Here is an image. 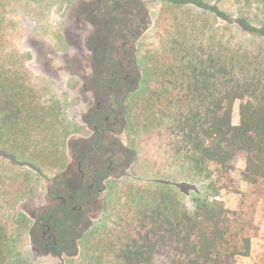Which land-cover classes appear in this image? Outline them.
I'll list each match as a JSON object with an SVG mask.
<instances>
[{
    "label": "trees",
    "instance_id": "1",
    "mask_svg": "<svg viewBox=\"0 0 264 264\" xmlns=\"http://www.w3.org/2000/svg\"><path fill=\"white\" fill-rule=\"evenodd\" d=\"M244 1L248 7H264V0ZM156 4L159 12L163 7H191L192 12L176 18L169 28H156L158 48H139L141 74L126 98L125 132L133 147L134 123L141 111L150 128L175 138L168 145L176 151L166 152L194 177V194L186 192L183 182L163 179L151 182L136 200L134 180H129L130 169L123 164L108 182L103 204L96 205L100 217L79 242L78 264H238V257L250 255L258 228L252 214L227 208L220 195L223 190L240 192L245 183L248 193L264 198V64L249 45L221 49L201 39L205 33L198 25L199 12L229 20L208 0ZM6 23L0 11V182L10 180L14 196L24 200L33 192L36 177L46 179L66 169L69 140L83 128L60 101L37 89L24 65L30 53L7 50L12 41L5 37ZM251 23L248 17L239 21L249 35L260 32ZM261 29L264 32V26ZM237 101L241 104L236 125ZM241 160L245 168L234 183ZM120 194L130 198L134 208L129 209L131 215L120 213L119 223L109 231L103 224L118 207ZM0 199L1 215L16 214L19 219L16 231L0 221V264H32L14 254L11 240L15 235L27 237L30 219L23 211L8 215V197L3 193ZM13 204L16 208L18 203Z\"/></svg>",
    "mask_w": 264,
    "mask_h": 264
},
{
    "label": "rangeland",
    "instance_id": "2",
    "mask_svg": "<svg viewBox=\"0 0 264 264\" xmlns=\"http://www.w3.org/2000/svg\"><path fill=\"white\" fill-rule=\"evenodd\" d=\"M209 2L217 5L219 9L226 12L229 15V20L222 18H216L211 14H202L199 12L198 25L202 27L204 36L200 34L201 39H205V43L216 45L217 48L229 49L230 47H238L243 45H249V48L260 54V61L264 64V32L262 27L264 26V7L260 5H252L248 7L244 0H208ZM52 0H0V11L5 12L6 29L9 35H6L8 41H12L10 47L6 46L8 51L16 50L20 53L29 54L30 58L24 60V65L32 76L35 78V83L47 85L50 87V95L60 100L66 109H68L69 116L89 126L91 121V113L94 111L93 108L89 110L84 107L81 103L80 91L75 86L71 73L68 70L62 68L64 60L63 55H56V66H50L49 60L47 59V51H52V48H59L57 44H49L47 39L49 36L60 33L65 30L63 23L64 9L66 5L63 3H56L50 5ZM3 8H6L3 11ZM192 12L191 7L184 8L183 10L176 7H164L159 12L158 4L153 3L151 5V17L148 22H145L139 29L136 28L134 31L135 49L139 52H146L148 48L156 49L159 47L160 32L166 28H169L171 24L176 21L179 16H184L186 12ZM194 12V11H193ZM147 14V13H146ZM248 17L251 24L254 27H258L260 32H255L251 35L248 34V29L244 26L239 25V21ZM146 18V17H145ZM196 21V22H197ZM72 26H75L73 23ZM161 26V27H160ZM169 26V27H168ZM189 27V24H188ZM158 28L159 31L156 29ZM212 28V29H211ZM65 32V31H64ZM146 32V33H145ZM143 35L140 36V34ZM140 36V37H139ZM212 37L214 41H212ZM139 38V39H138ZM141 38V39H140ZM149 42L144 41L148 40ZM52 42L54 39H51ZM57 42V41H56ZM64 42V41H63ZM64 49H69V41L63 43ZM84 38L82 35L77 36L75 41L72 43L71 50L78 51L83 48ZM146 46V47H145ZM91 44L88 42L87 51L89 56V63L92 68L93 64L90 59L91 55ZM69 50V52H71ZM60 67L61 73L59 76H48V70L55 67ZM140 68L136 65L134 72V87L138 86V80L140 78ZM38 83V86L40 85ZM79 96V99H76ZM75 99V100H74ZM79 101V102H76ZM69 102V103H68ZM240 104L241 101H237L233 109V123L239 124L240 122ZM135 110L138 112V108ZM136 118L134 123V144L131 146L130 136L127 132L123 131L122 124H118L114 127L113 133L110 135L112 140L117 144L114 148L117 151L115 159L123 158L124 164L130 163L131 158L134 156L135 163L130 168L129 180L133 182V198L138 200V195L143 189L153 181L167 179L169 182L179 183L183 182L187 185V193L194 194V177L189 173L185 172L184 168L178 167L176 160L171 161L166 151H176L173 147L168 145L169 142L175 141V138L166 133L163 129H152L148 125L147 118L142 115ZM119 120H122V115ZM89 127H92L91 125ZM85 127V131L82 136H72V143L76 146L80 142L81 137L89 136L91 131ZM74 147L71 153L78 154L77 147ZM176 149V148H175ZM124 151V153L122 152ZM119 161V160H118ZM74 162H70V165ZM245 168V162L241 160L238 164L237 170L234 173V183H237L238 174ZM68 167L62 173L47 176L46 179L36 177L33 181V192L27 199L21 200L14 196V189L10 186V180L4 184L0 182V197L3 195L7 198L9 205L6 207V212L9 215L15 214L16 211H23L30 219L31 226L28 229V235L26 238L11 236V240H15L12 243L14 247V254H21L23 259L31 260L35 264H61L58 257L53 253L47 252L44 249L43 242L41 240V232L37 231V219L40 217H47L53 204L49 195V189L51 186H55L58 191H63L61 182L70 177V173L67 172ZM60 182L59 184H57ZM240 192H232L223 190L220 195V199L224 201L227 208L236 211H243L247 215L252 214L255 226L258 228L257 234L253 236L251 253L247 257H238V264H255L264 263V198H257L253 196L251 192H247L248 186L245 183L240 185ZM114 192V189H113ZM247 194H244L246 193ZM246 195V196H245ZM187 196V195H186ZM144 197V196H143ZM188 197V196H187ZM188 199V198H187ZM2 199H0L1 205ZM128 201V203H126ZM14 203H18L14 208ZM127 205L128 207H125ZM118 207L111 214L109 218L103 224L107 230H112L115 225L119 223L120 213L130 212L132 207V201L128 200L120 194L118 196ZM252 207V209L250 208ZM92 211L87 216L88 219L80 226L78 230L83 233L86 229L93 224L95 219L100 217L99 208L96 206L89 207ZM98 209V210H97ZM251 210H254L251 212ZM2 209H0V221L7 223L13 231H16L18 225L16 224L19 220L17 215L12 217H5V214L1 215ZM109 230V231H110ZM255 233V232H252ZM254 235V234H253ZM81 246L78 244L77 249L70 253L69 256H65L66 261H70L71 264H78L81 260ZM32 263V264H33Z\"/></svg>",
    "mask_w": 264,
    "mask_h": 264
},
{
    "label": "flooded vegetation",
    "instance_id": "3",
    "mask_svg": "<svg viewBox=\"0 0 264 264\" xmlns=\"http://www.w3.org/2000/svg\"><path fill=\"white\" fill-rule=\"evenodd\" d=\"M156 1L158 0H52L50 3L51 6L63 3L66 7L63 15L65 32L53 34L47 39L49 44L59 45V48L51 47L52 51H47L48 63L51 67L56 66V55H63L62 68L70 71L72 79L74 78L73 82L80 91L79 101L84 104L85 110L94 109L89 122L92 127L73 120L67 109L68 116L82 126L83 133L85 127L91 133L81 137L77 146L72 143L73 137L69 140L70 162H74L67 165L70 177L61 182L62 192L54 185L50 187L49 195L53 202L50 212L47 217L37 219L36 227L41 232L44 249L54 255L57 251L63 256H69L77 249L88 230L81 233L78 226L92 213L89 207L103 204L108 182L124 164L122 157L119 161L115 159L117 151L114 146L117 144L110 135L120 123L125 131L127 118L124 108L127 107L126 98L134 91V72L136 65L138 66L134 31L152 19L151 5ZM73 23L75 26H72ZM80 35L84 38V45L81 42L83 48L79 49L78 46V51H72V43ZM60 40L65 43L69 41L68 50L64 49ZM88 42L92 46V68L88 67L91 65ZM59 68H50L48 76H59L63 70ZM38 83H35L38 90L52 96L49 86L41 83L38 86ZM62 105L64 106L63 103ZM121 115L122 120H119ZM83 133L76 135L82 136ZM75 146L78 154L71 153ZM132 166L133 157L127 164V170Z\"/></svg>",
    "mask_w": 264,
    "mask_h": 264
},
{
    "label": "water",
    "instance_id": "4",
    "mask_svg": "<svg viewBox=\"0 0 264 264\" xmlns=\"http://www.w3.org/2000/svg\"><path fill=\"white\" fill-rule=\"evenodd\" d=\"M55 255L58 257V259L60 260L61 264H66L65 258H64L62 253L56 251Z\"/></svg>",
    "mask_w": 264,
    "mask_h": 264
}]
</instances>
